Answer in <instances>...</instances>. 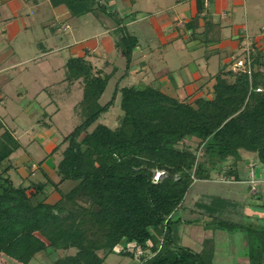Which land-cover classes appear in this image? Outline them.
I'll use <instances>...</instances> for the list:
<instances>
[{
    "label": "trees",
    "instance_id": "obj_1",
    "mask_svg": "<svg viewBox=\"0 0 264 264\" xmlns=\"http://www.w3.org/2000/svg\"><path fill=\"white\" fill-rule=\"evenodd\" d=\"M110 1L50 0L72 17L101 11L115 22L114 48L125 60L124 78L139 41L126 28L129 17ZM88 56L70 57L65 64V81L82 90L83 119L62 141L57 183L40 168L42 181L29 186L13 181L10 157L22 145L0 121V258L30 264L42 253L48 264H104L117 253L138 264H214L213 237L204 238L201 251L177 242V225L200 224L207 231L245 232L251 244L244 264H264V226L233 220L225 205L230 201L219 196L185 207L193 183L211 180L213 171L228 182L239 181L242 151L255 154L264 167V46L254 43L250 73L234 72L232 62L215 75L211 96L194 100L170 97L153 84L121 86L119 79L102 105L114 74L96 69ZM118 96L123 115L110 128L99 120ZM229 159L233 166L225 169ZM255 168L250 167L254 177ZM158 172L162 175L155 181ZM66 181L75 185L62 193L59 186ZM50 184L60 194L54 204L39 199ZM181 209L202 217H176ZM257 220L264 222V216Z\"/></svg>",
    "mask_w": 264,
    "mask_h": 264
},
{
    "label": "rangeland",
    "instance_id": "obj_2",
    "mask_svg": "<svg viewBox=\"0 0 264 264\" xmlns=\"http://www.w3.org/2000/svg\"><path fill=\"white\" fill-rule=\"evenodd\" d=\"M137 3L138 5L135 6V9L142 8V4L143 6L146 4L149 8L148 0H145V2L137 0ZM149 9V11H153V8ZM79 21H82V25L78 24ZM70 24V30L66 32L57 31L59 41H57L56 44L51 43L50 31L47 27L45 33L49 35V40L47 41L46 37V40L43 38L45 45L50 44L53 48L55 46L62 47L67 39L72 43V37L74 36L77 40L84 39L85 45L93 46L95 43L99 44L101 40L98 39L95 34H100L106 30H112L115 22L101 11H95L94 13L85 15L83 18L74 17ZM128 31L139 39V46L133 53V57L135 58L134 62L137 64L132 65L131 76L121 78L124 74L126 63L122 57L116 54L115 50L108 49L105 52V58L102 60L96 58V60H94L98 65L94 66L96 69L106 66L107 71L110 72L112 66L105 64L107 62H109V64L112 62L114 65V76L110 79L106 91L100 99V103L104 105L111 99L115 84L119 78L122 79L121 86L136 85L138 87H143L142 83L139 81V77L137 78V73L142 68L146 69V71L143 72V75H145L143 84L146 83V85H148L152 82L154 86L161 87L163 83H159L160 78L162 74H166L165 72L168 71L169 73H167V76L170 79V86L176 88L179 94L180 92L185 94L178 95L176 98L179 100L187 99L185 97L187 96L186 92L189 91L187 86L191 85L189 73L204 71L203 61L205 60L202 58L207 51L206 47L199 46L194 49L193 46H196V43L188 42L189 40L187 39L184 41L181 40L177 45H170L163 50L160 37L153 30L148 20L145 19L129 25ZM38 33L40 36H43L44 32ZM111 36L114 38L116 37L113 33H111ZM33 37L36 36L30 32H21L15 37L6 36L3 38L0 36V45H2L3 48L13 47L15 49L17 57L12 59L13 61H18L19 59L24 61L27 58L33 57V55L39 54L41 51L35 44L29 45ZM102 37L107 39L105 36ZM69 51L70 50L66 48L58 49L46 56L44 59L46 61L45 63H42V59H39V62H30L20 66V75L17 77V80L5 82L3 87H1L5 94L3 99L6 103L8 112L3 114L4 117H0V119L4 121L9 129L15 131L21 144L31 151L33 157L31 165L33 163L38 164L45 158L47 143V149L50 150L51 153L57 149V147H60L56 153L50 155L54 157V163L57 165L61 158L60 154L66 147V144H62L64 137L79 125L83 119L80 109L82 90L78 83L65 81L66 70L64 64L70 58L69 56H71L69 55ZM239 52L241 53L242 49H240ZM209 62L210 71L212 73L219 72L220 66L217 64V58L213 57ZM148 65L150 67H148ZM115 67L119 68V71L118 69L115 70ZM28 70L29 72H27ZM139 73L141 74V72ZM8 76H10V74L5 77L7 78ZM20 81H23V83L20 84ZM25 89L28 90V93ZM37 91H39L38 94ZM209 91L210 89L208 88V93ZM171 96L175 95L171 94ZM16 104L19 105L22 110L17 115L10 111ZM45 112L49 114L47 120H45L46 118H42ZM122 115L123 112L120 109V96H118L109 112L101 117L99 122L110 128H115ZM51 117L52 119H50ZM43 123L50 124L49 127L52 126L51 130L47 133V129L42 126ZM49 135L52 137H48ZM200 157H202V154ZM230 165L231 164H227L226 167ZM25 169L28 170L27 165H25ZM261 169L264 170V167L258 164L255 168V172ZM161 173L162 172H160V174ZM12 174L11 177L13 180H15L16 183L19 182L20 177H18L16 173ZM246 174L247 173L244 175L245 178ZM34 176L35 177L31 178L34 182L43 180L40 172L35 173ZM211 177V180H197L193 183L185 198L186 208H195L194 205L196 202L209 204L215 197L220 196L225 200L231 201L227 202V204L225 203V205L231 210L230 212H232V215L230 212L229 214L233 220L239 221L244 225L252 224L254 227L257 225L264 226V222L257 220L264 216V208H258L257 206V204L264 203V191L262 192L259 185L256 184V188L260 189V194L250 196L248 194L247 185L245 184H239L236 181H225L222 175L218 174L216 171L211 173ZM159 178L160 177H155V181H158ZM256 192L257 189H253L252 187V193ZM244 197H246V199ZM215 206L219 207L218 205ZM179 216H183L186 220L202 217L198 211L194 214L190 213L189 210L183 213V209L177 213L176 217ZM194 225L196 226V224ZM193 227L192 225H177V242L179 244L196 250L197 246L202 245L199 243L202 238L204 240L206 236H211L215 243L214 264H241V262H245L244 260L247 259L246 254L249 251L251 242L249 236L245 232L229 233L220 230H203L204 232H198V230H194ZM73 252L74 251H72V253ZM47 261L44 255L40 253L30 264H48ZM0 264L16 263L1 256ZM104 264H138V260L113 253L106 258Z\"/></svg>",
    "mask_w": 264,
    "mask_h": 264
},
{
    "label": "crops",
    "instance_id": "obj_3",
    "mask_svg": "<svg viewBox=\"0 0 264 264\" xmlns=\"http://www.w3.org/2000/svg\"><path fill=\"white\" fill-rule=\"evenodd\" d=\"M142 1L145 2V0ZM110 5L113 6L122 17H129L126 22L127 30L129 25L133 23L144 19L148 20L153 30L160 37L163 50L170 45H177L181 40L184 41L187 39L189 40L188 42L196 43V46H193L194 49L199 46L206 47L207 51L202 58L205 60L203 61L204 71L189 73L191 85L187 86L189 90L186 92L187 96H185L187 100H194L201 96H211L212 86L215 82L214 77L218 72L212 73L210 71L209 60L216 57L220 70L226 65L229 69L232 63V58L239 55V50L242 49L245 33L253 36L257 45L264 46V36L261 35V31L264 28V0H209L208 7H205L204 0H148L149 8H153V11H149L150 9L146 4L144 6L142 4V8L140 9H135V6L138 5L137 0H111ZM73 18L74 17L71 16L65 6L60 5L54 7L50 0H0V36L3 38L6 36L15 37L21 32H30L36 37H33V40H30L29 45L35 44L41 49L39 54L33 55L31 58H27L24 61L21 59L13 61L12 59L17 57L15 49L13 47L3 48L2 45H0V117H4L3 114L8 112L6 103L3 99L5 94L1 87H3L5 82H13L14 80H17V77L20 75V66L30 62H39V59H42V63H45L46 61L44 59L47 55H50V53L55 50L65 48L70 50L69 55L71 56L69 57H81L88 53V59L91 61L92 65L98 66L94 61L96 58L102 60L105 58V52L108 49L115 50V38L111 36V33H115L117 27L116 24L113 26L112 30H106L100 34H95V36L101 40L99 44L95 43L93 46L85 45L84 39L77 40L74 36L72 37V43L67 39L62 47L55 46L53 48L50 44L45 45L43 38L45 39L46 37L47 41L49 40V35L45 33L47 27L50 31L51 43L56 44L57 41H59L57 31L66 32L70 30V22H72ZM78 24L82 25V21H79ZM67 25L69 28L64 30V27ZM38 32H44L43 36H40ZM102 36H105L107 39H104ZM116 54L118 55L117 51ZM133 59V64H137L134 62V57ZM105 65L112 66L110 72L107 71L106 66L102 67L107 73L113 72L114 65L112 62L110 64L107 62ZM148 67L150 66L148 65ZM99 69H101V67H99ZM117 69L119 71V68ZM144 71H146V69L142 68L137 73V78L139 77V81L142 83L143 87L146 85V83L143 84L145 77V75H143ZM27 72H29V70ZM139 72H141V74ZM8 73L10 76L6 78L5 76L9 75ZM165 73L166 74H162L160 78L159 83H163L160 89L166 95L173 98H176L178 95H185L181 92L179 94L176 88L170 86V79L167 76V73L169 72L167 71ZM129 76H131V72L124 78ZM19 83L22 84L23 81H20ZM150 84H152V82ZM208 88L211 91H209V93ZM25 91L27 92L28 90L25 89ZM39 91H37V94ZM171 94L175 96H171ZM10 111L17 115L22 110L20 106L16 104L10 109ZM46 114L49 115L48 113ZM52 117L50 119H52ZM42 118H46L45 120H47L48 116L44 117L43 114ZM0 121L9 129L2 119H0ZM42 126L47 129L46 133L52 128V126L48 127L45 124ZM9 130H11L17 138L15 131L12 129ZM50 136L51 135L48 137ZM47 144L46 156L41 160L43 161L41 165L35 163L31 165V161L33 160L32 153L22 144V148L10 157L12 168L9 171V174L13 175L12 173H16L17 176L20 177V180L17 183L13 180L16 184L29 186L32 182L31 178L35 177V173H41V170H43L53 182H58V178L55 174L56 165L54 163V157L49 155L51 151L47 149ZM240 156L241 158L237 164L236 171L239 181L236 182L247 185L248 194L250 196L255 195V193H252L250 183L251 174H249V172L251 165H256L257 167L259 164L256 155L242 151ZM227 164H231L230 166L232 167L233 161L229 159ZM25 165H27L28 170L25 169ZM39 168L41 170H39ZM228 168L229 167H226L225 169ZM245 173H247L246 178L244 176ZM254 181L259 185L263 192V169L255 172ZM74 185V182L66 181L59 186V190L62 193H67ZM256 189V193L259 195L261 191L259 188ZM244 198L246 199V197ZM39 199H45L47 203L54 204L60 199V194L50 184L46 187L45 195L39 196ZM261 205L262 204H257L258 208H261ZM185 212H187V210L183 211V213ZM185 225H192L194 226V230L204 232V229L200 224H196V226L194 224ZM202 242L203 238L199 241L200 245ZM201 249L202 245L197 246L196 248L197 251H201ZM244 261L245 262H241V264L246 263V260Z\"/></svg>",
    "mask_w": 264,
    "mask_h": 264
},
{
    "label": "built area",
    "instance_id": "obj_4",
    "mask_svg": "<svg viewBox=\"0 0 264 264\" xmlns=\"http://www.w3.org/2000/svg\"><path fill=\"white\" fill-rule=\"evenodd\" d=\"M204 5L205 7L209 6V1L208 0H204ZM68 25L64 27V29H68ZM261 35L264 36V28L261 31ZM255 40L253 39V36H251L250 34L246 33L244 38H243V46H242V52L239 55H236L232 58V67L231 69L234 72L237 71H248V73H250V66H251V52L253 51V46H254ZM162 174V173H161ZM160 172H158L156 174V178L160 177ZM158 175V176H157ZM251 177H254V171L252 170L251 172ZM225 179V178H223ZM196 181V179H194ZM225 181H228L227 179H225ZM253 184V189H256L255 186V181H252ZM138 254L142 253V249L139 248L137 251Z\"/></svg>",
    "mask_w": 264,
    "mask_h": 264
}]
</instances>
